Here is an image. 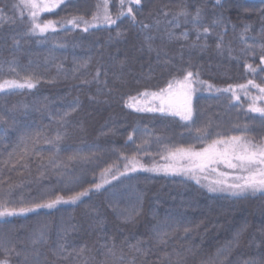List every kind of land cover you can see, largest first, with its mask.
I'll return each mask as SVG.
<instances>
[{
  "label": "trees",
  "instance_id": "1",
  "mask_svg": "<svg viewBox=\"0 0 264 264\" xmlns=\"http://www.w3.org/2000/svg\"><path fill=\"white\" fill-rule=\"evenodd\" d=\"M18 2L0 0V17H4L0 20V84L31 77L35 87L5 86L0 90V192L10 191L6 197L9 210L45 203L56 196L66 200L84 190L89 194L75 204L0 217V260L15 264L16 253L4 251L3 245L30 250V238L43 230L44 243L35 245L39 264H81L76 253L82 249L86 256L102 260L106 242L115 245L117 256L121 248L128 252L131 245L143 243L147 251L137 254L138 264H160L165 249L180 251L181 264H264V197L260 194L209 192L211 183L199 175L197 184L184 175L163 172L122 175L98 192L94 188L104 171L136 154L137 145L148 149L147 154L139 153L149 162L162 164L161 154L172 147L200 150L213 139L231 136L264 142V117L249 111L259 91L242 90L236 94L238 100L232 98L231 90L216 91L247 84L249 79L264 86L259 49L256 55L245 57L240 52L244 45L239 42L245 25L250 26L247 42H252L248 37L259 39L264 2L228 0L224 8L213 9L215 0H143L142 7L124 0V15L116 24L96 25L85 32L83 24L76 28L60 24L73 16L94 23L93 15L104 13L105 0H70L74 6L61 4L40 13L37 23L52 21L56 26L55 31L43 34L38 29L28 31L31 9L25 10L22 18L17 9L11 19V5ZM203 3L208 5V22L213 12H222L229 22L225 44L232 42V57L227 48L223 55L218 53L215 34L208 37L203 50L192 47L196 33L183 18L179 27H170L175 33L171 39L163 24L158 33L150 32L155 40L154 50L149 52L146 45L142 48L149 30L133 26L127 14L131 7L137 21L151 24L150 12L153 16L158 10L175 13L181 4L194 12ZM107 5L108 14L116 19L121 0H107ZM182 32H188L187 40L176 38ZM156 49L161 50V56L167 53L175 64L199 71L206 82L194 85L199 90L192 93L191 121L125 106L144 98L140 92L166 88L172 78L158 61ZM245 63L257 72L246 70ZM97 69H101L99 81L94 79ZM208 84L213 86L211 90ZM130 96L136 101H130ZM149 106L154 105L138 107ZM130 134L133 141L128 140ZM144 140L148 143L143 144ZM74 155H78L76 160L68 159ZM79 157L89 159L86 162ZM50 158L67 164L59 170L63 174L52 168ZM157 225L162 228L159 234ZM61 245L67 249L64 255L73 259L60 260L54 255Z\"/></svg>",
  "mask_w": 264,
  "mask_h": 264
},
{
  "label": "snow or ice",
  "instance_id": "2",
  "mask_svg": "<svg viewBox=\"0 0 264 264\" xmlns=\"http://www.w3.org/2000/svg\"><path fill=\"white\" fill-rule=\"evenodd\" d=\"M228 0H215V3L212 4L213 9H222L224 8L225 3ZM264 2V0H262ZM131 3L136 4L137 6L142 7L143 0H131ZM61 4H64L66 7L74 6L70 5V0H19L18 3H13L11 5L13 16L11 19H15V11L18 9L21 13V18L23 13L27 9H31L30 18L32 20L31 27L29 32L35 33L38 29L40 34L45 33L49 29L52 31L56 30V26L52 21H48L41 25L37 23L36 20L42 12H51L54 9L60 7ZM124 0H121V11L119 12L116 19H113L108 14V5L107 0L103 4L104 8V20L109 24H116L117 19L120 16L124 15L123 12ZM7 7V5H6ZM98 8L101 5L97 6ZM207 3H203L200 6L195 8V11H189L187 5L181 4L178 7V10L175 13H171L166 10H158V15L153 16L152 13H149V17L153 20V23H146L143 20L137 21V17L134 14L136 10L131 7H128L127 14L132 19L133 26L139 24L141 30H149L145 32L144 35V45L147 46L148 51H153V42L155 37L150 34V32L160 31V26L164 25L165 34L169 39L175 37V33L170 31V27H179L181 24V18H183V23L190 24L193 31L196 33V41L193 42L192 47H200L201 50L207 47V40L210 35L215 34L218 39L216 40L215 47L219 54L223 55L225 49L227 48L229 57H232V42L229 41L228 44H225V36L228 31L229 22L225 19L223 13L216 15L215 12L212 14L210 22L207 21ZM3 11V10H0ZM264 15V13H262ZM171 16V19H169ZM162 17V18H161ZM98 17L94 14L92 19L95 21ZM4 17H0V20H3ZM71 25L73 28L80 27L83 24V31L87 32L90 27H95L94 23H90L88 20L83 19V17L73 16L72 18L66 20L64 23L60 24V27L64 25ZM232 31L235 32V25L232 26ZM250 26L245 25L243 31L239 35V42L244 45L240 49V52L243 56H254L257 54V49H259L260 55V64L264 65V23L261 24V30L259 33V39L255 37H248L252 42H247L245 34L249 33ZM121 33H117V36H120ZM178 39H188V32L180 33ZM203 40V44H198V41ZM157 59L161 61L164 67L169 71L172 78L168 81L166 88H161L159 92H149L144 91L138 93L139 96L147 98L151 96L154 100L160 101V106H149V107H136L133 103H127L126 107L133 108L135 111H147V112H160L162 114L167 113L172 116H179L182 121H191L193 119V109L191 106L192 93L199 90L194 87V85H203L206 82L200 79L199 71L191 70L190 66L185 67L183 63L175 64L174 60L171 57H168L167 53H164L161 56V50L156 49ZM174 65V68H169V65ZM245 69L253 73L257 72L256 68H253L251 64L245 63ZM261 72H264V68L260 69ZM104 76H107V70L103 71ZM101 75V69H97L96 79L99 81ZM119 80L120 77L117 76ZM5 86L12 88H28L32 89L35 87V84L32 82V78L28 77L23 79L22 82L5 81L4 84H0V90ZM107 86V85H105ZM248 86L258 88L261 97H264V86L254 83L253 79H249L247 84H239L233 87L229 85V88L226 89H216V91H232L233 99L238 100L239 97L236 95V89L247 90ZM208 89H212V85H207ZM247 94V93H246ZM253 104L249 106V111L258 112L264 117V107H256L255 100L257 97H253ZM130 101H136V97H129ZM68 114L65 113V116ZM65 117H61L63 121ZM59 139V137H57ZM198 139H203V137H198ZM129 141H133V137L130 134L128 136ZM52 143V141H48ZM148 140H144L143 144H147ZM157 143H160L159 139ZM25 150H27V145H25ZM139 152L148 153L147 148H143L141 145H137V152L131 158L126 159L124 166V171L120 175H126L128 172L144 171V172H163L165 175H184L190 179L195 180L197 184L200 183L198 178L199 173H204L206 170L213 172L217 171L219 165H223L224 168L232 170L233 175L231 176V181L225 180H216L213 181L212 185L208 187L209 192H226L231 196H243L247 194H257L259 193L264 197V142L254 143L252 140L245 139L242 136H231L227 138H217L213 139L211 143L207 144L206 147H203L199 151L193 150L191 147H172L168 148L166 154H161V159L169 161L164 165L153 164L151 167H145L143 164L139 163L137 155ZM78 155L69 157V160H76ZM84 161H88V157H79ZM52 168L56 169L59 173V170L62 167H67V164L63 161L57 162L54 159L49 160ZM109 170H106V172ZM63 174V173H59ZM222 176H228V173H218ZM117 179L115 175L112 177ZM104 183H108L107 179L104 180ZM103 183H97L94 185L95 191H100L103 188ZM89 190H84L76 193L75 195L70 196L68 199H63L61 196H56L54 199H51L45 203H34L31 207H24L19 209L9 210L7 208L10 201L6 197L10 196V191L0 192V217L3 216H13L17 214H24L30 211H35L40 208L53 209L58 204H75L81 199V197L87 196ZM155 231L159 234L162 231L160 225H157ZM44 231L41 230L38 233L33 234L30 238L31 245L33 247L29 250L26 247L17 248L15 244H12L10 247L7 243L3 245L4 251L6 252H15L17 260L15 264H39L40 253L35 247V245L44 243ZM158 240H162L160 235L157 236ZM23 243V242H20ZM66 247L61 245L59 249L54 250V255L60 259H73L71 255L65 256ZM147 251L143 243H137L130 246V251L125 252L123 248L120 249V254L117 256L115 245L108 246L107 242L105 243V248L101 251L103 256L102 260H97L92 255H85V250H81L76 253V258H79L81 264H138L137 254H143ZM175 258V264H181L182 262V253L180 251H175L174 253H169L165 249L164 256L160 257V264H173ZM0 264H9L8 259L0 260Z\"/></svg>",
  "mask_w": 264,
  "mask_h": 264
},
{
  "label": "rangeland",
  "instance_id": "3",
  "mask_svg": "<svg viewBox=\"0 0 264 264\" xmlns=\"http://www.w3.org/2000/svg\"><path fill=\"white\" fill-rule=\"evenodd\" d=\"M37 2H41V0H37ZM97 17L98 18L95 21H92V22H94L95 25H101V24L107 23L104 20L103 11H102L101 15H98ZM249 88H251L253 90H256V91H259L258 88H254L252 86H248L247 89H249ZM239 93H242V90L237 88L236 89V94H239ZM255 97H257V99L255 100V106L256 107H264V97H261V94H260V96H255ZM151 102H152V105H154V106H157V107L160 106V101L158 99L154 100L151 96H148L147 98L144 97V98L138 99L135 102V105L138 107V106L146 105V104L151 103ZM243 138L249 139V138H246V137H243ZM249 140H251V139H249ZM253 142L254 143H260V142H255V141H253ZM195 151H199V150H195ZM137 159L139 160V163L143 164L145 167H151L153 164H155V163L149 162L147 160L146 156L143 153H139L137 155ZM126 162L127 161H125L122 165H120V166H118L116 168L107 169V170H109L107 172L104 171L100 175L97 183H103V185L107 186L108 183H111V182L114 181V179L112 178L113 175H115L116 177L122 176V175H120V173L124 171V166H125ZM166 163H170V162L169 161H164L162 164H157V165H164ZM216 167H217V171L216 172H213V171H210V170H206L204 173H199L198 175L203 177L207 182L211 183V185H212L213 181H216V180H225V181L230 182L231 181V176L233 175L232 170L224 168L223 165H219V166H216ZM137 172H144V171H139L138 170L136 172H128L126 175L137 173ZM218 173H228L229 175L228 176H222V175H219ZM105 179H107L108 183H104ZM257 194H259V193H257Z\"/></svg>",
  "mask_w": 264,
  "mask_h": 264
}]
</instances>
